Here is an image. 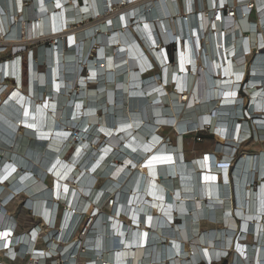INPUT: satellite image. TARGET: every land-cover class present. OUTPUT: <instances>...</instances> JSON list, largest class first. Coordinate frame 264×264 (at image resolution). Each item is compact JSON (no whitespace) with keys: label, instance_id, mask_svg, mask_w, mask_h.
I'll use <instances>...</instances> for the list:
<instances>
[{"label":"bare ground","instance_id":"1","mask_svg":"<svg viewBox=\"0 0 264 264\" xmlns=\"http://www.w3.org/2000/svg\"><path fill=\"white\" fill-rule=\"evenodd\" d=\"M4 2L0 245L36 261L61 248L64 264H264V0ZM34 36L51 44L26 56L23 86ZM248 120L259 150L236 160ZM206 123L220 153L189 161L185 137ZM26 209L39 220L17 230Z\"/></svg>","mask_w":264,"mask_h":264},{"label":"rangeland","instance_id":"2","mask_svg":"<svg viewBox=\"0 0 264 264\" xmlns=\"http://www.w3.org/2000/svg\"><path fill=\"white\" fill-rule=\"evenodd\" d=\"M4 1H6V0H0V4H1V6L3 8H5L6 5H7V2H4ZM26 6H27L26 8H28V6H30V4H28ZM5 9H6V11H8V8L7 7ZM114 9L116 10L117 7L114 8ZM109 11H112V10L110 9ZM253 15H254L253 14V10L251 9L250 10V16H251V18L255 19V15H254V17H253ZM86 23H87L86 21L73 23L70 26H68V29L69 28L75 29V28H77L79 26H85ZM60 31H62V27H61V30ZM36 36H38V35H36ZM172 36L173 35H171V38H173ZM34 38H35V36H34ZM34 38H32L33 42L26 43L25 45L23 44L22 45V50L19 53H17V56L20 57L19 60H20V64H21L20 65V69H19V72H20V81L18 82V84L23 85V86H25L27 84L26 78H27V75H28V68H29V64H28V60L26 59V56L29 53L33 54V52L35 51V48H38V47H40L43 44H46L47 46L51 44V40L49 38L48 39H44V40L39 39V37L38 38H35V39ZM0 46H1L0 47V52L1 51L4 52L3 54L0 53V62L5 61L3 63H6V62H8L6 60H9L10 63H11V61H13L14 59H12L13 54L9 50L10 47H8V45H4V44H1ZM173 49H174L173 46L172 47L170 46V47L167 48V51H169V53L171 54V52L173 53ZM170 59H172V58L170 57ZM250 61H251V58H249L247 60V67L250 66V64H249ZM10 65H12V64H10ZM177 70H178V68H177L175 62L174 63L171 62L168 65V69H167V73H166V80H167V83H166L167 85L166 86H170L172 73L173 72H176ZM44 71H45V69H44ZM247 74H248V72L246 70L245 71V75L242 76V78L240 79L239 82H241L245 78H248V75ZM7 77H8V79H11L10 76H7ZM7 77H4V78H7ZM193 82H194V79H193ZM246 93H247V91H246ZM241 95H242V97H246L244 93H241ZM243 105L247 107L248 104L245 101V103ZM250 128H251L250 130H251V132L253 134V136H252L253 138H250L249 141H252V142H248V143L245 144L244 141H248V140H245V139L239 140L241 142L239 143V145L236 146V149H241V147H242V150L236 156V160L237 159H242L243 158V152H245V151H247L249 153H251V152L253 153V152H257L259 150V146H258L259 145V141H257L256 139H254V130H253V125H252L251 122H250ZM158 130H160V133L162 134V136H164L166 134L167 135L166 138L169 137V135H168L169 134V131L168 130L163 129L161 126H159V129ZM201 134L204 137H201V138L198 137V135H201ZM216 135L217 134H215V135L210 134L209 133V129H207V130L202 129L197 134L186 136L185 137V154H186L185 156H186V158H188L189 161L190 160H193L194 159V157H193L194 155L200 154L201 152L207 151L209 149H213V150H215L217 152L218 151V150H216L217 143L214 142V140H219L220 141L221 139H219L218 137H216ZM169 139H170V142L173 141V138H169ZM217 153L219 154L220 151H218ZM232 167L233 166H231V168ZM102 205H103V203L98 208L101 209L102 208L101 207ZM16 206L17 205L13 206V209H15ZM18 210H19V207H18L17 211ZM21 216H22V218H24L25 217V214L22 213ZM248 237L247 238H243V239L240 238V240H242V241H251V239L248 238ZM215 264H229V262H228V259L226 258V259H224V261L222 263L220 261H215Z\"/></svg>","mask_w":264,"mask_h":264},{"label":"built area","instance_id":"3","mask_svg":"<svg viewBox=\"0 0 264 264\" xmlns=\"http://www.w3.org/2000/svg\"><path fill=\"white\" fill-rule=\"evenodd\" d=\"M227 11H228L227 8L223 9L224 13H227ZM203 129H205V130L209 129V125L205 124ZM210 131H209V133L212 134L213 131H211V132ZM219 166H224V165L221 163V165H219ZM29 210L30 209H26V210L22 211V213L25 214L24 218H22V216H21L22 213L18 216V221H17V225H16L17 230H22L26 226V223L28 221L29 222L30 221L35 222V221L39 220L40 216L36 213H31V216H30ZM33 219H35V220H33ZM89 221L90 220L88 219V221L86 222V225L89 223ZM32 230H33V227H31L29 229V232H31ZM84 231H85L84 229L81 230V232L78 236V239H77L78 240L77 243L81 242L82 234L84 233ZM9 235H11V234H9ZM53 235L57 237L56 234H53ZM58 242H61L60 244H63L62 240H60ZM34 243H35V241H34ZM43 245L50 248L51 239L46 240V239L42 238V240L40 239L38 241V243H35V246L38 247V250H39V247H41ZM19 249H20V245L16 244L15 242H14V244H10V243L6 242V244L0 245V264H64V260H63L64 258L60 256L61 252H62L61 248H56L53 252H51L50 254H47L45 256L39 255L37 261L35 259H32V260L30 259V257H31L30 252H20ZM32 254H35V253L32 252ZM58 255L61 258L59 261L57 259H55L58 257ZM52 257H54V259ZM218 260L219 259H215V261H218ZM215 261H213V262H215ZM198 264H203V262H199ZM208 264H210V262Z\"/></svg>","mask_w":264,"mask_h":264},{"label":"trees","instance_id":"4","mask_svg":"<svg viewBox=\"0 0 264 264\" xmlns=\"http://www.w3.org/2000/svg\"><path fill=\"white\" fill-rule=\"evenodd\" d=\"M171 42V41H170ZM172 43V42H171ZM169 46V45H168ZM171 47L172 46H174V44L172 43L171 45H170ZM169 57H171L172 58V52H171V54L169 53ZM206 121V120H205ZM211 136V135H210ZM198 137H204L202 134L201 135H198ZM220 143L222 144V141L220 140ZM224 260H222L221 261V263L223 262ZM210 264H215V262H212V263H210Z\"/></svg>","mask_w":264,"mask_h":264},{"label":"snow or ice","instance_id":"5","mask_svg":"<svg viewBox=\"0 0 264 264\" xmlns=\"http://www.w3.org/2000/svg\"><path fill=\"white\" fill-rule=\"evenodd\" d=\"M57 6H59V5H57ZM145 27H147V25H145ZM230 95H235L234 93H231ZM77 107H79V106H77ZM207 159V158H206ZM2 235H8L7 233H4V234H2ZM239 247V246H238Z\"/></svg>","mask_w":264,"mask_h":264},{"label":"clouds","instance_id":"6","mask_svg":"<svg viewBox=\"0 0 264 264\" xmlns=\"http://www.w3.org/2000/svg\"><path fill=\"white\" fill-rule=\"evenodd\" d=\"M212 115H214V113H212ZM209 125V124H208ZM209 131H210V125H209Z\"/></svg>","mask_w":264,"mask_h":264},{"label":"crops","instance_id":"7","mask_svg":"<svg viewBox=\"0 0 264 264\" xmlns=\"http://www.w3.org/2000/svg\"><path fill=\"white\" fill-rule=\"evenodd\" d=\"M242 131H244L243 129H242ZM186 155V154H185Z\"/></svg>","mask_w":264,"mask_h":264}]
</instances>
